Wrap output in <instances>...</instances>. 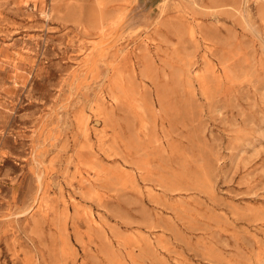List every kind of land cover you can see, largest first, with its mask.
Here are the masks:
<instances>
[{
	"label": "rangeland",
	"instance_id": "rangeland-1",
	"mask_svg": "<svg viewBox=\"0 0 264 264\" xmlns=\"http://www.w3.org/2000/svg\"><path fill=\"white\" fill-rule=\"evenodd\" d=\"M0 264H264V0H0Z\"/></svg>",
	"mask_w": 264,
	"mask_h": 264
}]
</instances>
